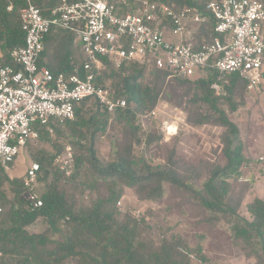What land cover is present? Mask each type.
Returning <instances> with one entry per match:
<instances>
[{"label": "trees", "instance_id": "trees-1", "mask_svg": "<svg viewBox=\"0 0 264 264\" xmlns=\"http://www.w3.org/2000/svg\"><path fill=\"white\" fill-rule=\"evenodd\" d=\"M149 1L178 7L192 5L203 12L208 0ZM30 2L43 16H48L49 10L60 0ZM10 5L11 11H7ZM26 5L27 0H0L1 66L13 65L10 50L24 45L18 11ZM212 24L210 21V26ZM211 34L208 26L198 33V38L208 39ZM43 45L38 67H45L56 75L69 73L82 65L81 48L74 43L71 33L51 29ZM147 72L145 66L134 63L98 78L102 84L107 78H115L114 96L126 101V106L113 114L120 139L115 141V151L109 161L100 162L93 149L95 137L109 124L108 113L97 108L96 113L90 115L86 101L75 106V119L64 123L72 138L69 145L73 152V170L69 176L54 166L56 155L50 153L52 137L45 129H39L37 145H30L28 154L39 167L37 180L44 185L39 197L40 207L34 208L24 200L27 189L22 180L10 178L0 166V264L203 263L205 257L200 248H189L178 236H167L163 232L153 234L145 219H135L115 208L123 188L132 189L139 200L159 203L165 184L190 193L206 213L209 223L227 226L238 254L254 258V264H264V199L254 198L245 204L244 216L239 212L240 200L229 197L227 178L241 168L245 157L237 126L219 106L224 100L230 110H236L237 97L246 91L245 82L232 75L225 88L226 95L219 98L210 89L215 80L213 70L197 79L174 78L177 86L183 88V97L190 106L187 121L192 126L208 124L224 130L221 136L224 165H207L204 181L199 184L195 179L199 175L182 167L174 151L168 152L162 166L155 167L144 158L133 156L140 130L136 116L155 108L167 77L164 71ZM59 126L54 128V134L62 137L64 131ZM87 136L84 148L82 142ZM147 137L145 145L149 146L153 138ZM77 149L82 151L79 153ZM87 189L93 190L95 196L84 204L81 198ZM40 225H45L46 229L36 231Z\"/></svg>", "mask_w": 264, "mask_h": 264}, {"label": "built area", "instance_id": "built-area-1", "mask_svg": "<svg viewBox=\"0 0 264 264\" xmlns=\"http://www.w3.org/2000/svg\"><path fill=\"white\" fill-rule=\"evenodd\" d=\"M18 17L24 45L10 50L13 65H0V166L6 171L20 149L38 141L40 128L52 135L56 126L73 121L76 105L93 101L109 115L126 106L123 97L98 81L104 61L116 69L137 63L164 71L168 79L206 77L213 70L210 89L219 98L226 95L232 75L245 82L247 91L264 82L262 0H208L203 12L192 5L149 0H60L48 16L27 0ZM208 26L212 34L199 39ZM51 29L67 31L81 44L80 67L56 75L38 67ZM156 111L140 115L141 124ZM179 121L172 122L175 130ZM53 164L65 176L72 173L70 146ZM38 171L31 162L22 179L24 200L34 208L42 205L34 191Z\"/></svg>", "mask_w": 264, "mask_h": 264}, {"label": "rangeland", "instance_id": "rangeland-1", "mask_svg": "<svg viewBox=\"0 0 264 264\" xmlns=\"http://www.w3.org/2000/svg\"><path fill=\"white\" fill-rule=\"evenodd\" d=\"M152 69L147 68V73ZM112 70L118 69L107 63L102 74H110ZM198 77L205 76L197 74L190 79ZM114 82L115 78L110 77L103 84L109 85L115 91ZM236 105V110L232 111L226 101L221 100L219 103L228 119L237 126L239 139L243 145L245 162L236 173L227 178V182L229 197L240 200L239 212L245 216V204L254 198L264 199V82L257 89L246 90L243 95L238 96ZM97 108L103 112V109L95 102H86V109L89 110L90 115L95 114ZM189 108L190 106L183 97V88L178 87L174 79L166 77L163 93L159 96L154 108L157 109L155 115H151L142 124L139 116L151 111L136 116V125L140 130L137 132L138 143L133 146V156L137 159L144 158L147 163L155 167L162 166L168 152L174 151L182 167L199 175L195 179L201 184L205 178L207 165H224V159L221 156V136L224 130L222 127L208 124L192 126L187 121ZM108 116L109 124L106 130L95 137L93 144L96 157L100 162H107L111 159L115 151L114 143L120 139L113 120L114 115L108 114ZM176 119L180 120L177 130L174 129L172 123ZM169 127L171 129L167 131ZM59 128L64 131L62 137L55 136L54 133L49 135L52 137L53 147L50 153L53 155L61 153L65 146H70L69 143L72 141L64 124ZM148 135L153 138L149 146L145 145ZM88 137L82 142L84 148L88 143ZM43 144L48 147L47 144ZM30 145L36 146L37 143H30L27 148L19 150L12 167L6 171L10 178L23 179L32 162L28 154ZM77 151L80 153L82 150L77 149ZM164 188V196L159 203L139 200L132 189L123 188L115 208L118 212L128 214L135 219H145L152 228L153 234L163 232L167 236H178L189 248H200L205 262L199 264L255 263L254 258L248 259L238 254L226 225L211 224L206 220V213L190 193L169 184H165ZM5 189L7 190L8 187L6 186ZM34 191L38 197L44 192V185L41 181L37 180ZM94 194L93 190H85L81 201L87 204L90 197L95 196ZM45 229V225H40L35 230L44 231Z\"/></svg>", "mask_w": 264, "mask_h": 264}, {"label": "bare ground", "instance_id": "bare-ground-1", "mask_svg": "<svg viewBox=\"0 0 264 264\" xmlns=\"http://www.w3.org/2000/svg\"><path fill=\"white\" fill-rule=\"evenodd\" d=\"M171 129V128H170ZM173 129V128H172ZM173 132V131H172Z\"/></svg>", "mask_w": 264, "mask_h": 264}, {"label": "crops", "instance_id": "crops-1", "mask_svg": "<svg viewBox=\"0 0 264 264\" xmlns=\"http://www.w3.org/2000/svg\"><path fill=\"white\" fill-rule=\"evenodd\" d=\"M262 1H264V0H262Z\"/></svg>", "mask_w": 264, "mask_h": 264}, {"label": "water", "instance_id": "water-1", "mask_svg": "<svg viewBox=\"0 0 264 264\" xmlns=\"http://www.w3.org/2000/svg\"><path fill=\"white\" fill-rule=\"evenodd\" d=\"M79 45H81V44H79Z\"/></svg>", "mask_w": 264, "mask_h": 264}]
</instances>
